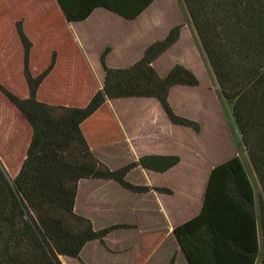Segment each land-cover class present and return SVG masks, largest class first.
Returning <instances> with one entry per match:
<instances>
[{
	"label": "trees",
	"instance_id": "1",
	"mask_svg": "<svg viewBox=\"0 0 264 264\" xmlns=\"http://www.w3.org/2000/svg\"><path fill=\"white\" fill-rule=\"evenodd\" d=\"M56 1L67 22H80L97 8L133 20L155 0ZM183 3L220 92L231 104L240 141L264 191V0ZM180 27L171 28L162 41L149 45L140 60L126 69H108L102 54V89L83 108L49 106L36 99L54 61L33 77L30 43L19 35L27 97L18 98L1 85L0 92L25 119L31 138L13 181L0 164V264H62L60 257L77 260L85 244L102 242L111 231L128 227L94 230L89 219L75 214L80 180L112 181L142 194L149 191L147 186L125 180L131 169L163 173L179 163L174 155H142L137 162L110 170L93 156L80 126L106 100L146 98L159 104L171 124L197 132L198 125L174 114L167 101L171 87H194L197 79L181 65L173 66L164 77L152 67L178 40ZM152 190L171 194L166 188ZM253 206L252 187L238 157L212 168L199 213L172 230L187 264H254L258 243ZM259 222L264 243V208ZM174 262L171 257L168 264ZM260 264H264V252Z\"/></svg>",
	"mask_w": 264,
	"mask_h": 264
},
{
	"label": "crops",
	"instance_id": "2",
	"mask_svg": "<svg viewBox=\"0 0 264 264\" xmlns=\"http://www.w3.org/2000/svg\"><path fill=\"white\" fill-rule=\"evenodd\" d=\"M159 1L155 0L142 14L133 20L124 19L107 10L112 18L107 17V14H103L102 16L106 17V22L98 20L96 19L97 13L105 11V9L99 8L95 9L87 19L78 23L88 27L98 25L106 31L110 51L104 55V64L108 69H126L132 66L140 60L146 47L153 42L163 40L171 28L180 25L178 40L153 61L152 67L160 77H164L173 66L181 65L197 79L198 85L194 87L181 85L171 87L167 94V101L174 114L196 123L198 131L195 132L191 128L171 124L159 104L153 99L146 98L106 100L97 111L82 122L80 129L91 153L110 170H112L111 165L107 160H116L114 158L121 156L122 158L125 156L131 157L134 162L142 155L178 156L179 163L163 173L146 171L139 167L135 168L148 173L144 186L149 188L161 187L170 190L176 174L175 169L183 165L186 161V155L190 167L204 170L205 181L201 192L203 199L207 179L212 168L235 156L243 163L242 152L238 146L240 136L231 115V104L223 98L213 72L207 64L208 62L206 63L207 60L205 61L193 25L187 23L186 18L183 20L184 17H179V13L174 10L171 4L168 7L169 5L166 6V3L162 1L160 3L164 6L163 13L166 16L160 18L151 15L154 13L155 5ZM147 13H150L151 17H144ZM175 13L176 15H174ZM125 31L129 35L125 34ZM150 33L153 38L148 40ZM141 36H144L143 40H146L142 47L139 45ZM100 55L93 57L89 64L84 61L83 66L88 72L103 73L104 79V71L99 61ZM69 56L71 55L66 57L67 60L65 59L66 64L71 63ZM56 68L57 63H54L51 71L39 85L36 91V99L39 102L44 104L56 103L43 101V99L39 100L37 97L38 90L42 89L44 82L51 79L50 75ZM200 73L202 78H205V82L201 80ZM102 86L103 81L100 89H102ZM122 101L125 102L122 103ZM111 102H117V104L112 105ZM141 108L143 111H141ZM223 108L224 113L227 112V116L222 113ZM102 109L103 112H101ZM149 116L155 117L157 122L163 124V127H165L163 133L158 134L155 131L148 130V128L157 125L156 121L148 120L149 123L144 121V118ZM228 117L234 128V133L237 135L236 137L231 133ZM30 135L31 129L20 114L0 118V164L10 180L15 179L24 161ZM119 163L114 167V170L123 167L124 162ZM242 165L244 167V163ZM85 180L78 182L77 193L80 182ZM102 182L110 183L111 181ZM145 196H147V201L150 203L147 207L138 206V204L133 207L134 205H125L120 202L113 203L112 201L110 203L102 201L100 204V207L106 213L139 214V211L148 213L146 234L141 235L144 238L142 239L143 242L147 239L150 243L146 251L138 258L135 259L131 254L140 247V244L136 243L135 246L129 247V244L124 243L123 238L125 236L122 229L113 230L103 238L102 250L106 255L112 256L116 260H125L122 264H136L129 262V260H142L139 263H143L144 260H154L153 257L158 253L157 243L161 241L159 234L163 232L166 236L171 235L176 241L172 234L173 228L196 216L202 205L201 202L199 206L191 211L188 217L186 212L189 210L181 208L184 207L181 206L183 200H174L172 194H157V192L150 190L145 193ZM76 198L73 211L75 214L80 215L77 211ZM180 201L182 202L179 203ZM151 212L156 213L158 218L163 219L162 228L164 230L157 226L156 216ZM122 223L126 222H114L106 227L122 225ZM90 243L94 242L87 244ZM177 260L174 264L177 263Z\"/></svg>",
	"mask_w": 264,
	"mask_h": 264
},
{
	"label": "rangeland",
	"instance_id": "3",
	"mask_svg": "<svg viewBox=\"0 0 264 264\" xmlns=\"http://www.w3.org/2000/svg\"><path fill=\"white\" fill-rule=\"evenodd\" d=\"M161 1L166 3V6L169 5L168 7H170L171 4L174 10L179 13V17H184L183 20L186 18L187 23L192 24L183 0H160L155 5L156 9L151 15H156L160 18L166 16V14L163 13L164 6L160 3ZM108 13L106 10L100 11V13H97L98 16L96 19L106 22V17L102 15L107 14V17L112 18L111 14ZM151 15L150 13H147L144 17H151ZM174 15H176V13ZM151 33L149 34L148 40L153 38ZM20 34H23L30 43L29 71L33 77L38 76L44 71L51 63V60H53L54 63H57V68L50 75L51 79L44 82L42 89L38 90V99L56 102L47 103L46 105L49 106H66L72 108L85 107L93 95L100 90L103 81V73L88 72L83 64L84 61L86 64H89L93 57H98L100 54L105 55L110 51L106 31L101 29L98 25L88 27L84 26L82 23L79 24L78 22H67L56 0H0V85L18 98L24 99L27 96V88L22 76L23 46L19 37ZM125 34L129 35L126 31ZM143 39L144 36H141L140 47L146 43V40ZM68 55H71L69 56L71 63L66 64L65 59ZM204 58L206 61V56ZM199 75L201 76V80L205 82V78H202L201 73ZM124 102L125 101H122V103ZM111 104L115 105L117 102H111ZM103 111L104 110L102 109L101 112ZM141 111H143L142 108ZM16 112L17 111L14 107L0 92V118L4 116L13 117L18 113ZM222 113L227 116V112L224 113V108L222 109ZM144 119L147 123H149L148 120L156 121L157 123L156 126H153L150 129L148 128L149 131L152 130L158 134L163 133L165 127H163L161 122H157L155 117L149 116ZM228 121L231 133L236 137L237 135L234 133V128L230 123V119ZM233 136L231 137L233 138ZM238 146L240 147L239 150L242 152V160L245 167L244 170L250 181L254 196L253 211L256 217L258 243V253L254 264H260L264 252V243L262 241L259 217L261 210L264 208V191L249 162L248 155L240 141V137L238 138ZM202 155L205 156L206 154ZM114 159L116 160H107L109 165H111L112 170H114V167H116L119 162L121 163V161L124 162L123 166L134 162L131 157L128 158L127 156L123 158L121 156ZM185 159L186 161L183 165H180L175 169L176 174L174 175L175 177L171 183L172 189L170 188V190L172 191L171 194L174 200H183L184 205L181 203L182 201L179 203H181V206H184L181 207L182 209L185 208V210H189L186 212L188 213V215H186L189 217L191 211L202 202L201 192L204 187L205 178L204 170L190 167L186 155ZM135 168L129 171L125 180L136 186H144V181L147 180L148 173ZM152 188H149V191L152 190ZM158 193L159 192H157V194ZM135 194L136 193L129 192L119 187L112 181L109 183L102 182L101 180H85L81 181L78 186L76 204L77 211L80 215L91 221V225L95 230L105 228L108 224L114 222H128V224L122 223V225H127L128 227L120 229L123 230L125 236L123 238L124 243L129 244V247L135 246L136 243L140 244V247L131 254L132 257L136 259L146 251V248L150 243V241L146 239L144 241L145 244H143L144 242L142 239L144 238L141 235L146 234L145 230L147 229L148 213L143 211H139V214L106 213L104 212V209L100 207L102 201L105 203H110L111 201L113 203L120 202L125 205H134L133 207H136L137 204L138 206L147 207V205L150 204L147 201L148 199L147 196H145V193H142L141 195ZM151 213L156 216V213ZM155 218L157 226L160 227L161 230H164V228H162L163 219L158 218L157 216ZM159 237L161 238V241L157 243L158 253L153 257L154 260H144L143 263H139L142 262V260H129V262H134L136 264H168L171 257H174V260L178 259L176 264H187L180 248H178L176 241L171 235L166 236L161 232ZM92 242L94 243L85 244L86 246L80 253V258L78 257L76 260L60 257L61 263L122 264L125 261L116 260L114 257L106 255L101 247L103 240L102 242Z\"/></svg>",
	"mask_w": 264,
	"mask_h": 264
}]
</instances>
